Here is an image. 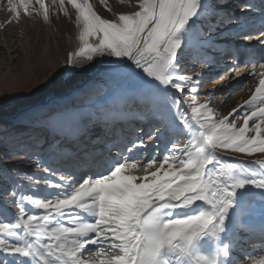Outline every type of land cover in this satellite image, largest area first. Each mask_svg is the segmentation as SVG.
Segmentation results:
<instances>
[{"label":"snow or ice","instance_id":"snow-or-ice-1","mask_svg":"<svg viewBox=\"0 0 264 264\" xmlns=\"http://www.w3.org/2000/svg\"><path fill=\"white\" fill-rule=\"evenodd\" d=\"M99 2L111 18L91 0H52L58 14L74 12L79 29V45L66 52L65 66L96 57L116 64L103 103L61 120L72 132L118 114L147 121L148 135L166 140L169 154L141 161L132 153L145 147L143 140L124 138L107 158L66 154L80 167L55 180L47 178L57 177L51 167H44L42 180L26 177L51 193L37 195L34 187L26 195L18 184L5 189L0 264H264V55L245 62L256 83L226 113L207 94L200 99L203 73L186 75L183 67L188 59L211 66L218 50L231 56L219 48L225 34L264 44V0H241L234 8L228 0H128L131 11ZM0 4L9 15L0 28L19 23L22 14L50 19L46 0ZM257 211L258 228L252 222ZM257 247L262 254H254Z\"/></svg>","mask_w":264,"mask_h":264},{"label":"rangeland","instance_id":"rangeland-1","mask_svg":"<svg viewBox=\"0 0 264 264\" xmlns=\"http://www.w3.org/2000/svg\"><path fill=\"white\" fill-rule=\"evenodd\" d=\"M91 2L99 14L111 18L99 0ZM132 2L135 3V0ZM240 2L241 0H228L233 8ZM46 3L51 7L49 21L45 22L42 16L26 17L22 14L19 23L8 25L6 29L0 28V207H4L3 201L8 198L3 196V191L7 189L10 193L17 184L22 186L26 195L31 194L34 187L39 188L37 195H46L53 191L43 184L36 186L34 181H29L26 177L33 176L42 180L44 167H51L57 171V177L47 178L55 180L66 169L64 165H60V159L66 156L68 148L65 147L61 156L55 152L58 142H65L61 135V116L64 113L82 112L81 106L84 105L99 107L103 103L100 95L114 87L107 82V74L116 66L115 58L96 57L83 66H65L66 52L79 45V29L75 23V15L70 10V17H64L62 13H57L52 0H46ZM109 3L114 9L133 10L128 0H124L123 4L120 0H109ZM7 19L9 15L6 6L0 4V25L5 24ZM219 40L222 45H231V48L232 44L239 41L231 40L227 34ZM260 44H256L257 50L261 49ZM216 53L213 54L215 62L211 66L194 65L192 60L188 59L183 62V67L186 75L203 73L200 78L201 87L198 89L200 99L207 94L213 106L219 105V111L226 113L247 98L249 89L255 85L256 80L241 76L244 72L239 70L237 60L229 64L228 56ZM99 70L101 72L95 74L94 81H88L87 77ZM236 73H239L236 79L219 82L222 77ZM85 80L87 82L83 84ZM214 87L215 90L211 91ZM28 92H32V98L37 102L44 103L45 109L25 111L8 120L7 113L20 104ZM90 97H94L91 105ZM48 112L51 114L46 115ZM90 132L91 135L95 134L93 130ZM148 132L144 137L135 140L137 144L143 140L145 147L134 149L132 155L141 161L145 157L168 155V142L156 141L155 136L148 135ZM234 155L238 159L241 158L240 154ZM9 207L10 211H16L14 206ZM256 219H260L258 211L252 215V220ZM251 246H247L249 252L253 251ZM254 254L262 253L258 251ZM239 255L242 256L238 257ZM237 258H243V254L237 253Z\"/></svg>","mask_w":264,"mask_h":264},{"label":"bare ground","instance_id":"bare-ground-1","mask_svg":"<svg viewBox=\"0 0 264 264\" xmlns=\"http://www.w3.org/2000/svg\"><path fill=\"white\" fill-rule=\"evenodd\" d=\"M242 42H244V41H242ZM222 42H220V44H219V48L220 49H225V47H224V45H222L221 44ZM254 44H255V46H256V40H253L252 41V45L254 46ZM226 45V44H225ZM261 46H264V44H260L259 45V47H261ZM263 49H264V47H263ZM263 50L262 49H259V52H262ZM223 52V51H222ZM224 53V52H223ZM223 53H221L219 50L217 51V53H216V55H222ZM243 59V58H242ZM244 61L245 62H247L246 61V59H244ZM245 62H244V64H245ZM248 67L250 68L251 67V64H248ZM239 70H242L244 73H242V77L243 76H249V75H247V72H246V70H245V67L243 66H240V68H239ZM95 74H96V72H94L93 74H90L87 78H88V81H90V82H93L94 81V77H95ZM241 74V73H240ZM97 75V74H96ZM244 77V78H245ZM249 77H251V76H249ZM220 83L221 82H226L224 79H222L221 81H219ZM86 84V83H85ZM33 92V91H32ZM32 92H28L27 94H26V96H24V98H23V100H22V102L20 103V104H18L14 109H11L8 113H7V118H8V120H10V119H12L13 117H15V116H17L18 114H20V113H23V112H25V111H33L34 109H36V110H42V109H45V107H44V103H42V102H37L36 101V99H34V98H32ZM93 109H94V107L93 106H86V105H84V106H81V110L82 111H87V112H91V111H93ZM48 114H51V112L49 113H47L46 115H48ZM66 113H64L61 117H63L64 115H65ZM60 125H61V129H62V131H61V134L62 133H66V134H68V135H76L78 132H72V131H69V130H67V128L64 126V124H63V122H62V120L60 119ZM143 126L144 127H146V126H149V124H147V123H144L143 122ZM148 129V128H147ZM97 131V130H96ZM137 136H140V135H137ZM154 136V135H153ZM154 139H155V137H154ZM156 140V139H155ZM157 141V140H156ZM156 143V142H155ZM60 144H61V141H59L58 142V145H59V148H60ZM58 148V149H59ZM57 149V150H58ZM113 151H115V150H113ZM55 152H57V151H55ZM113 154H115V153H113ZM108 157V156H107ZM106 157V158H107ZM252 222L255 224V226L258 228L259 227V224H260V219H256V220H252ZM251 248H253V246H251ZM258 251H261L260 250V248L259 247H257L256 248V250H255V253H257ZM242 255H239L238 257H241Z\"/></svg>","mask_w":264,"mask_h":264},{"label":"water","instance_id":"water-1","mask_svg":"<svg viewBox=\"0 0 264 264\" xmlns=\"http://www.w3.org/2000/svg\"><path fill=\"white\" fill-rule=\"evenodd\" d=\"M102 70H104V69H102ZM98 72H101V70L97 71L96 74H97ZM86 82H87V80H85V83H86ZM85 83H83V84H85Z\"/></svg>","mask_w":264,"mask_h":264},{"label":"trees","instance_id":"trees-1","mask_svg":"<svg viewBox=\"0 0 264 264\" xmlns=\"http://www.w3.org/2000/svg\"><path fill=\"white\" fill-rule=\"evenodd\" d=\"M229 155H226L225 158L227 159Z\"/></svg>","mask_w":264,"mask_h":264}]
</instances>
